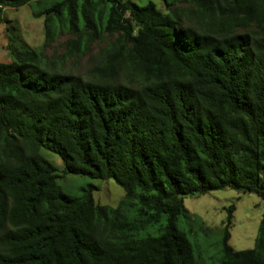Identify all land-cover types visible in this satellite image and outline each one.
I'll return each mask as SVG.
<instances>
[{
	"label": "trees",
	"instance_id": "trees-1",
	"mask_svg": "<svg viewBox=\"0 0 264 264\" xmlns=\"http://www.w3.org/2000/svg\"><path fill=\"white\" fill-rule=\"evenodd\" d=\"M162 1L0 0L31 3L44 33L0 60V264H204L178 226L184 198L264 201V0ZM85 56L86 77L58 66ZM43 150L123 198L65 193ZM234 210L217 264H264V211L254 247L235 250Z\"/></svg>",
	"mask_w": 264,
	"mask_h": 264
},
{
	"label": "rangeland",
	"instance_id": "rangeland-1",
	"mask_svg": "<svg viewBox=\"0 0 264 264\" xmlns=\"http://www.w3.org/2000/svg\"><path fill=\"white\" fill-rule=\"evenodd\" d=\"M138 5L153 1L161 10H165L162 0H132ZM32 4L17 8L5 6L0 8V60L9 61L12 48H38L44 39L42 18L32 16ZM67 35H60L55 42L43 48L47 57L61 55ZM98 50V44L92 47L91 55ZM92 65L91 56L79 60H67L59 68L64 72L86 77ZM44 157L53 163L60 177L58 184L62 190L73 196L80 195L84 188L94 186L93 198L96 203L116 207L124 196L123 189L113 180H99L86 176L63 173L60 157L43 150ZM235 205L232 226L229 229V243L235 250L253 248L259 222L264 211V201L255 193H243L232 189L212 190L199 196L184 198L188 216L181 217L178 226L202 254L204 264H217L220 240L227 215L226 208ZM153 232V229H148Z\"/></svg>",
	"mask_w": 264,
	"mask_h": 264
}]
</instances>
